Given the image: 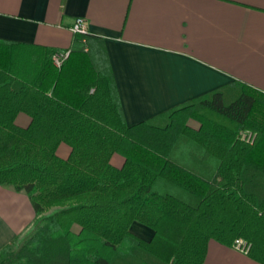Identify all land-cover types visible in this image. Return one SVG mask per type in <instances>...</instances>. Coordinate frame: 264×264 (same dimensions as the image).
Instances as JSON below:
<instances>
[{
  "label": "trees",
  "instance_id": "1",
  "mask_svg": "<svg viewBox=\"0 0 264 264\" xmlns=\"http://www.w3.org/2000/svg\"><path fill=\"white\" fill-rule=\"evenodd\" d=\"M98 39L76 33L60 67L54 48L0 49V184L25 191L41 216L26 243L0 250V264H202L210 239L238 237L264 264V93L234 80L144 121L165 134L179 113L198 123L180 120L162 151L130 138ZM20 112L28 125L16 122ZM244 129L254 142L241 139ZM134 221L152 237L134 232Z\"/></svg>",
  "mask_w": 264,
  "mask_h": 264
},
{
  "label": "crops",
  "instance_id": "2",
  "mask_svg": "<svg viewBox=\"0 0 264 264\" xmlns=\"http://www.w3.org/2000/svg\"><path fill=\"white\" fill-rule=\"evenodd\" d=\"M79 16L105 47L133 139L170 152L179 131L165 134L144 121L234 80L264 93V0H0V40L18 43L0 42V49H68ZM16 122L26 126L30 116L20 112ZM70 151L67 143L58 147L62 157ZM111 160L121 166L125 156ZM40 217L25 191L0 184V250L26 243ZM132 229L145 238L154 233L139 221ZM202 264L263 263L212 238Z\"/></svg>",
  "mask_w": 264,
  "mask_h": 264
},
{
  "label": "built area",
  "instance_id": "3",
  "mask_svg": "<svg viewBox=\"0 0 264 264\" xmlns=\"http://www.w3.org/2000/svg\"><path fill=\"white\" fill-rule=\"evenodd\" d=\"M74 33H87L89 32L88 22L87 20L82 17H76L75 21L70 27ZM70 49H64V50H56L53 53V61L56 66L60 67L63 62L67 59V57L70 55ZM241 139L248 141V142H254L256 139V132L252 130H241L240 132ZM233 247L236 249L248 253L251 248V242L245 239L244 237H238L234 240Z\"/></svg>",
  "mask_w": 264,
  "mask_h": 264
},
{
  "label": "rangeland",
  "instance_id": "4",
  "mask_svg": "<svg viewBox=\"0 0 264 264\" xmlns=\"http://www.w3.org/2000/svg\"><path fill=\"white\" fill-rule=\"evenodd\" d=\"M188 112V111H187ZM183 114H184V112H183ZM178 116H177V118L174 120V124L173 125H171L170 127H169V129L168 130H166V134H170V135H172V133H174V131H180L179 129H181V124L179 123V121L180 120H182L181 121V123H182V125H185L186 123H188V122H192V123H194V124H196V126L198 125V123L194 120V119H190V117H189V115H187V116H185V119L183 118V115L181 114V113H179V114H177ZM176 116V115H175ZM183 118V119H182ZM180 126H179V125ZM245 130H247V129H244L243 131H245ZM161 132V131H160ZM161 135H163V134H161ZM131 138V137H130ZM164 138L166 139L167 137L166 136H164ZM173 138V137H172ZM53 209V207H51V208H48V210H47V212H49V211H51ZM260 214H264V211H260ZM33 228V227H32ZM31 230V229H30ZM29 230V231H30ZM28 234H29V232H26V238L28 237ZM18 244V245H17ZM19 244H21V241L20 240H18V241H16L15 242V244L13 245V251L15 252V250L17 249V247L19 246Z\"/></svg>",
  "mask_w": 264,
  "mask_h": 264
}]
</instances>
